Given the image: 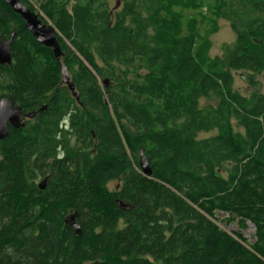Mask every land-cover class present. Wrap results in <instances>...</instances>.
Returning a JSON list of instances; mask_svg holds the SVG:
<instances>
[{
	"label": "trees",
	"instance_id": "16d2710c",
	"mask_svg": "<svg viewBox=\"0 0 264 264\" xmlns=\"http://www.w3.org/2000/svg\"><path fill=\"white\" fill-rule=\"evenodd\" d=\"M20 1L78 100L0 0V100L37 113L0 141V264H264V0ZM219 20L235 41L211 58Z\"/></svg>",
	"mask_w": 264,
	"mask_h": 264
},
{
	"label": "water",
	"instance_id": "95a60500",
	"mask_svg": "<svg viewBox=\"0 0 264 264\" xmlns=\"http://www.w3.org/2000/svg\"><path fill=\"white\" fill-rule=\"evenodd\" d=\"M15 14L20 16V18L25 23L26 30L33 37L35 42L47 49H49L59 67L62 75V84L68 86L72 96L78 100V97L75 94V91L71 85H69V78L66 73V69L61 62V52L56 38L55 30L49 26L44 25L38 18L36 14L31 12L20 0H2ZM121 5V0H115L114 10L119 9ZM12 38L8 41H4L0 38V66H5L9 68L11 66V45ZM29 118L33 117V114L28 116ZM9 126L13 129H20L24 127L23 114L21 109L16 108L13 104L7 99L0 100V141L4 140L8 136ZM139 168L142 174L145 177L151 176V171L148 166V162L145 156L140 152L139 155ZM46 179H44L39 184V189L42 191L46 185ZM77 212L67 215L63 223L66 227L72 229L75 236L81 235L80 226L77 223ZM248 228L251 227L252 233L249 235V241L254 240V228L252 225L247 223Z\"/></svg>",
	"mask_w": 264,
	"mask_h": 264
},
{
	"label": "rangeland",
	"instance_id": "374dc122",
	"mask_svg": "<svg viewBox=\"0 0 264 264\" xmlns=\"http://www.w3.org/2000/svg\"><path fill=\"white\" fill-rule=\"evenodd\" d=\"M107 3L113 12L119 11L121 9V6H122V0H121V5H120L119 9H117V10H114L115 0H107ZM200 31L201 32L204 31V26L201 27ZM234 41H235V35L232 32L229 24L227 22L222 21V20L217 21V32L215 34H212L209 37V42H210L209 56L211 58L222 57L223 48L224 47H227V48L231 47L234 44ZM233 76H234V90L239 92L240 94H242L244 96H249L252 93V90H250L248 88L247 84L245 83L243 74L234 73ZM254 80L258 83L259 93L264 95V74L255 76ZM213 134H201L200 137L203 138V137H207V136L213 135ZM116 186H117V182H111L109 184L110 189H113ZM219 218H220V220H224L225 216L219 215ZM218 225L223 230H225L229 233L236 230L235 225L225 226V225L220 224V223H218ZM251 233H252V229L250 227L245 231L244 236L249 240V235Z\"/></svg>",
	"mask_w": 264,
	"mask_h": 264
},
{
	"label": "flooded vegetation",
	"instance_id": "af4514ba",
	"mask_svg": "<svg viewBox=\"0 0 264 264\" xmlns=\"http://www.w3.org/2000/svg\"><path fill=\"white\" fill-rule=\"evenodd\" d=\"M43 24V23H42ZM45 25V24H44ZM65 86V85H64ZM46 110V107H42L41 109H40V112H43V111H45ZM21 112H22V110H21ZM22 114H23V120H24V127L26 126V123L27 122H29V121H33L35 118H36V115H37V113L35 112V111H33V112H30V113H24V112H22ZM31 114H33V117L32 118H29L28 116L29 115H31ZM23 127V128H24ZM23 128H20V129H17V130H21V129H23ZM10 129H13V128H11L10 126H9V131H10ZM62 129L63 130H65V123H62ZM13 130H16V129H13ZM9 131H8V135H9ZM7 138V137H6ZM3 141V140H2ZM47 178V177H46ZM39 183V182H38ZM41 183V182H40ZM39 183V184H40ZM45 189V188H44ZM43 191V190H42Z\"/></svg>",
	"mask_w": 264,
	"mask_h": 264
},
{
	"label": "bare ground",
	"instance_id": "6f19581e",
	"mask_svg": "<svg viewBox=\"0 0 264 264\" xmlns=\"http://www.w3.org/2000/svg\"><path fill=\"white\" fill-rule=\"evenodd\" d=\"M70 80V79H69Z\"/></svg>",
	"mask_w": 264,
	"mask_h": 264
}]
</instances>
